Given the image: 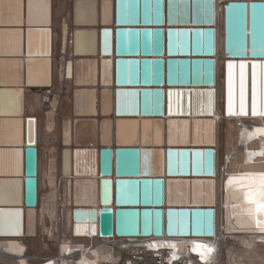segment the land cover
Returning a JSON list of instances; mask_svg holds the SVG:
<instances>
[{"label":"water","instance_id":"water-1","mask_svg":"<svg viewBox=\"0 0 264 264\" xmlns=\"http://www.w3.org/2000/svg\"><path fill=\"white\" fill-rule=\"evenodd\" d=\"M226 12V102L227 65L231 61L233 110L238 112L239 65L246 64L245 103L251 107L253 64L264 63V0H230ZM116 13V28L103 33L110 45L104 54L112 55L114 50L116 56L118 115H167L169 149H75L74 166L80 175H96L100 169L105 177L101 182V203L107 206L98 214L95 209L89 214L96 228L98 221L96 232L89 227L86 234H79L75 223L74 234L99 233L103 238L213 236L217 229L216 0H117ZM260 72L256 69L257 89ZM164 85L168 88L164 89ZM209 92L213 93L211 110ZM90 151L97 153L94 168L83 172V154ZM23 158V205L36 208L37 146L26 145ZM118 169L124 175L113 178ZM154 171L168 178L154 176L150 173ZM21 209L1 206L0 211ZM6 226L0 236L21 237L6 232Z\"/></svg>","mask_w":264,"mask_h":264},{"label":"bare ground","instance_id":"bare-ground-1","mask_svg":"<svg viewBox=\"0 0 264 264\" xmlns=\"http://www.w3.org/2000/svg\"><path fill=\"white\" fill-rule=\"evenodd\" d=\"M54 1H56V5ZM115 1L102 0L98 18L97 3L93 0H22L23 24L0 25V33H3L0 35V207L22 208L19 211L21 214L20 230L19 234H16L21 237L0 238V264H34V256H47L63 262L68 258L77 256L75 259H78L83 256L86 264H98V261L104 259L108 253L104 242L123 246L125 244L124 241L121 242V239L129 240L136 243H130L132 247L142 246V243H139L142 241L166 238L155 236L151 239H135L114 236L99 241V238L93 237L89 238V241H85L89 242L88 244L85 242L77 244L78 242L71 238L75 223L81 225V230L77 231L79 234H86L89 227L92 231L93 226L96 232L98 221L96 228L89 217L91 209H95L98 214L103 206H107V204L101 203V182L105 179L104 176L102 177L100 173L88 176L80 175L78 168L74 172L73 149H98L100 152L102 148L116 149L119 146L145 147L149 144H138L139 133L142 132L145 138L152 137L160 143L163 131L167 130L166 116H163L162 120L141 118V116L129 119L116 115L112 116L111 120L97 116L98 99H101L103 113L108 114L113 108V94L106 88L109 83L106 82V79L115 75L116 56L113 50L110 57L102 56L103 58L99 59L100 34L97 38L96 32H94L95 41H91V32L83 30V26L86 24L96 25L99 32L101 28L114 30L116 20L115 17L112 18V5L114 3L115 8ZM223 4H228V2L220 3L219 0H216V21L214 24L217 30V53L215 55L217 75L214 87L217 92L215 113L217 144L215 148H217L216 166L218 167H221L224 162L226 151L231 155L240 151L237 125L232 122L218 121L221 89L223 90V100H225V68L222 67L221 60L223 58L220 51L222 22L219 12ZM164 27L166 28L167 25ZM9 33H21V35H10ZM65 42L67 54L75 52L79 56L76 58L75 54L67 55V69H70L68 75L72 77V81L67 82L64 88L58 83H54V94L50 100L49 110L46 114L39 113L42 97L40 94L50 89L48 87L55 82V75L59 71L60 60L59 57H54V52L56 50L60 55ZM163 57L166 58V55ZM75 59L76 61L71 67L70 64ZM223 60L225 63V59ZM100 69L102 70V81L99 84ZM222 72L223 85H220ZM30 77L31 83L29 82ZM163 88L167 89L168 86L164 85ZM28 108L36 113L34 116H37V121L27 119L32 116L28 114ZM64 117L70 118L72 122L69 125H64L65 136L62 139ZM73 124L75 146H61L63 143H69L68 130L70 126L73 127ZM115 133L116 144L113 143ZM262 133H264V129L259 130L255 135L243 134L242 144L245 145L250 137L253 138ZM43 141L46 144H43ZM28 144H34L38 148V205L36 208H25L23 205V150ZM158 145L160 144L151 146ZM250 145L257 147L256 143ZM16 152H20L21 155L17 157ZM96 155L97 153L93 151L83 154V172L93 170ZM238 155L239 153L233 158ZM17 161L19 162L18 167ZM150 173L157 177H167L157 171ZM123 175L124 172L118 169L112 177H122ZM214 178L217 196L216 172ZM111 206L114 207V204ZM230 206L227 205L226 209L221 211L217 201L215 203L218 231L221 222L223 225H230L231 228L233 226L231 214L235 215V211H230ZM163 207L167 209L168 206ZM78 208H87L88 210H78ZM16 211L18 210H10L9 213ZM236 213L238 214V212ZM14 221V216L4 217L3 229L7 224L6 228L9 231L6 229V232L9 234L15 233L14 226H11V222ZM227 231L231 233L228 228ZM91 235L93 234L88 236ZM96 235L99 237V233ZM62 237L65 239L61 242L59 239ZM226 237L229 239V244L233 245V249L230 260L222 252V264H264V244L258 243L260 237L252 236V238L242 239L241 236L231 234ZM237 240H242L241 244L235 242ZM49 242L62 243L61 247L57 248L58 252H47L46 244ZM167 245L178 249L184 247L183 244L179 245L173 242H167ZM255 247L258 249L253 251ZM207 248L202 249L204 260L209 258L206 256L209 254L206 252ZM75 249L79 252L75 253ZM24 250H30V254L24 253Z\"/></svg>","mask_w":264,"mask_h":264},{"label":"snow or ice","instance_id":"snow-or-ice-1","mask_svg":"<svg viewBox=\"0 0 264 264\" xmlns=\"http://www.w3.org/2000/svg\"><path fill=\"white\" fill-rule=\"evenodd\" d=\"M3 24H23V2L22 0H0V25ZM10 35H21V33H9ZM3 35V33H0ZM31 35V31H30ZM107 33L105 36L107 37ZM105 51H107V39L105 41ZM228 106H227V114L229 116H247L249 115V109L245 103V90H244V79L245 73L244 69L246 68L245 63H241L239 65L241 69V95H240V108L239 111L233 110V92H232V69L234 67L233 63L229 61L228 65ZM256 69H260V80L261 84L259 89L256 86ZM31 72V69H30ZM29 82L31 83V77ZM209 110L212 108V96L213 93L209 92ZM250 113L252 116L264 117V63H254L253 64V90H252V100H251V109ZM31 142V141H30ZM15 155L19 157L21 155L20 152H16ZM198 155H204L203 153H199ZM254 155V154H249ZM259 155L264 156V152L259 153ZM211 165V161L209 162ZM19 166V162L17 161V167ZM244 177L248 178V183L244 186L245 191L243 192L244 203L248 205H252V207L246 208L243 211L246 215L254 222L256 227L260 232H264V173H244L242 174ZM229 184L232 183L230 179L228 181ZM20 212L16 211L14 213H4L0 211V234H3L4 227V217L5 216H14L15 221L11 222V226H14L15 233L10 234H19L20 230ZM210 226V225H209ZM81 230V225H77V231ZM94 226L92 231H94ZM207 247V246H204ZM207 251L210 253L213 251L212 248H207Z\"/></svg>","mask_w":264,"mask_h":264},{"label":"built area","instance_id":"built-area-1","mask_svg":"<svg viewBox=\"0 0 264 264\" xmlns=\"http://www.w3.org/2000/svg\"><path fill=\"white\" fill-rule=\"evenodd\" d=\"M53 28V26H52ZM54 29V28H53ZM72 44V42H71ZM66 42L63 45L61 54L58 55L57 51L55 50L54 52V57H59L60 63H59V71L58 74L55 75V82H53L52 85H50L48 88H50L49 90L43 92V94H40L41 97V109L39 113H47L50 107V103H51V97L53 96V89H54V83L58 85H60L61 87L64 88V86L66 85L67 82H71L72 81V77L68 75L69 70L67 69V55L68 54H75V52L73 53H68L66 51ZM63 54V55H62ZM76 57V54H75ZM54 85V86H53ZM62 94V92H61ZM38 113V114H39ZM28 114L32 115V114H36L34 113L32 110H30L28 108ZM66 118V117H64ZM63 118V120H64ZM99 238V241H102L103 237H98V236H77L74 233L72 234L71 238L74 239L76 242L82 243L85 242L86 240L89 241V238ZM65 239V237H62V239H59L61 242ZM124 241V242H123ZM121 242H123L125 245L123 246H117L115 244L112 243H107L104 242V246L108 249V253H106V256L104 259H100L98 262V264H147L146 261H144L143 259V250L141 246H132L130 245V243L132 244H136L134 242H131L129 240H122ZM85 243H89V242H85ZM62 243H52L49 242V244H46L47 247V252H54L57 251V248L61 247ZM129 244V245H128ZM59 245V246H58ZM128 245V246H127ZM32 250V249H30ZM30 250H26V253L30 254ZM77 249H75V253H78L79 251H76ZM57 254V253H56ZM88 254V253H87ZM77 257V256H76ZM74 258H68V260H66L65 262L61 261V260H55L52 258H48L47 256H34L33 257V262H35L34 264H79V263H83L86 264V262L83 260V256L78 257V259Z\"/></svg>","mask_w":264,"mask_h":264},{"label":"rangeland","instance_id":"rangeland-1","mask_svg":"<svg viewBox=\"0 0 264 264\" xmlns=\"http://www.w3.org/2000/svg\"><path fill=\"white\" fill-rule=\"evenodd\" d=\"M54 3H55V5H56V1H54ZM43 144H46L45 141H43ZM9 264H11V263H9Z\"/></svg>","mask_w":264,"mask_h":264}]
</instances>
